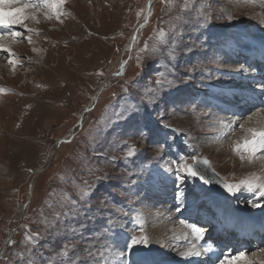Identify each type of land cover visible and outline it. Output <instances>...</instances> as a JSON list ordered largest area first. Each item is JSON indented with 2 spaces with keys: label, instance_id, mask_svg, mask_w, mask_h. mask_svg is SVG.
<instances>
[{
  "label": "rangeland",
  "instance_id": "374dc122",
  "mask_svg": "<svg viewBox=\"0 0 264 264\" xmlns=\"http://www.w3.org/2000/svg\"><path fill=\"white\" fill-rule=\"evenodd\" d=\"M149 2L65 0L55 11L47 7L26 10L29 18L24 24L33 29L31 33L20 25L2 30L20 32L21 36L0 40L4 46L11 41V58L18 61V72L12 76L13 64L7 61L10 57L0 52V121L10 130L3 131L0 125V264H128L121 248L128 236L141 235L133 222L138 214L159 264L205 263L204 256L182 257L183 250L173 254L182 243L178 240L182 220L187 221L181 223L184 227L189 222L203 225L210 221L223 228L219 223L222 217L231 227L261 221L264 228V207L248 205L247 200L257 197L246 190L232 197L211 190V198L228 209L222 208L223 213L214 219L195 208L175 212L172 181H167L166 188L160 186L164 169L175 168L172 161L178 159L177 152L186 157H206L215 172L230 183L256 175V169L248 164L250 154L240 153L245 157L241 161L240 154L233 151L249 137L223 142L231 140L250 115L264 109V89L260 93L263 99L253 100L260 92L257 74L264 78V60L255 53L264 48L260 47L264 44V0H210L211 23L205 30L183 29L176 69L179 90L173 87L157 104L170 125L165 131L172 147L162 151L133 135L123 121L117 123L116 114L130 105L129 96L138 100V92L144 91L150 80L156 87V61L167 57L144 53L143 64L138 67L136 57L145 42L150 48L157 45L160 29L171 39L172 28L181 23L177 17L200 11L209 0H192L190 12L182 11L186 0H151V15L145 21ZM31 14L37 20L31 19ZM227 14L233 17L231 23L225 18ZM185 46H193V50L186 52ZM123 61H127L123 75H116L122 71ZM181 73L190 78L185 81ZM41 75L46 76L43 83L37 81ZM37 83L40 85L35 87ZM234 120V130L224 127ZM127 146H134L138 155L125 158ZM112 157L116 163L107 162ZM187 162L192 161L189 158ZM105 173L110 179L97 195L118 179L131 189L127 195L115 190V198L123 202L128 214L99 239L92 232L96 225L89 223L81 239L68 225L78 229L84 214L61 224L55 219L56 213L64 211L61 203L66 194L76 195L73 180L83 186L84 181L91 184ZM187 183L191 186L192 182ZM99 204L94 199L93 207ZM116 207L108 205L110 210ZM167 210L179 223L170 226L176 228L174 235L155 240L153 231L166 224L157 213ZM27 235H38L39 239L28 240ZM209 238L210 230L205 240ZM185 239L190 247L191 241ZM248 246L243 250L244 261L264 264V244ZM63 252H67L66 257Z\"/></svg>",
  "mask_w": 264,
  "mask_h": 264
},
{
  "label": "snow or ice",
  "instance_id": "6c2138e0",
  "mask_svg": "<svg viewBox=\"0 0 264 264\" xmlns=\"http://www.w3.org/2000/svg\"><path fill=\"white\" fill-rule=\"evenodd\" d=\"M65 0H0V40H3L6 36H11L14 40L21 36L20 32L16 31H2L3 29H10L13 25H20L25 31L31 33L33 29H29L24 21L29 18L26 15V10L41 8H49L55 11L58 6L64 3ZM192 0H186L182 11L190 12ZM151 0L149 2L148 15L145 16L147 21L151 15ZM210 0L202 6L200 11H197L190 16L177 17L181 20V23L175 25L171 30V39H169V33L160 29L157 33L158 44L152 48L149 47L147 41L141 49V54L136 57L137 66L141 67L143 64V54L151 53L154 56L167 57V59H161L156 61V70L154 75L156 76L155 85L152 87L151 80L148 85L145 86L144 91L138 92L139 99H133L128 97L130 105L124 108L121 112L116 114V122L123 121L128 128L131 129L133 135L139 136L149 146L156 145L157 151H162L165 147L171 149L172 145L168 143V132L165 129H169L168 125L163 118L162 110L157 109V104L164 99V93L170 91L173 87L179 90V81L176 79L178 73L177 62L178 52L180 51L181 41L184 39L183 29L189 28L190 31L205 30L206 24L211 23L210 16ZM50 18V16H49ZM58 18V17H57ZM225 18L231 23L233 17L227 14ZM31 19L37 20L35 14H31ZM38 22V21H37ZM264 25V20L261 21ZM144 27V25H141ZM136 39V37H133ZM198 39V37H197ZM31 43V41L29 40ZM202 47V45H200ZM163 49V51L161 50ZM186 52H191L193 46H185ZM0 52L7 53L9 55V63L15 65L16 61L11 57L14 56L10 52V49L0 44ZM127 61H123L121 64L122 71L117 72L116 75H123V69L125 68ZM244 65H240V70H243ZM191 72V69H190ZM102 74V73H101ZM185 75V81L190 78V75ZM125 84H128L126 81ZM3 91V89H0ZM125 93L128 92L127 87L124 88ZM161 93V94H158ZM115 96V93H113ZM225 102H230L225 98ZM90 110V109H89ZM264 110V109H261ZM236 121H231L229 124H225L224 127L230 128ZM82 126V125H81ZM243 128L244 125L240 124ZM234 130V129H231ZM175 131V129H172ZM247 132L250 134L249 138H246L243 145L233 148L234 152L238 154L242 152L249 153V162L253 159L264 158L258 156L259 153L264 151V126L258 128H249ZM163 137V139H161ZM64 142L70 143V140ZM128 151L125 152V158L138 155V150L134 146H127ZM177 160L172 161L175 168L169 166L164 169L165 175L162 177L160 186L162 188L167 187V181L171 180L173 189L172 195L174 200V211L177 213H183L189 209L195 208L200 213L203 212L206 216L210 215L212 218H218L223 209L217 200L211 198V186L218 185L221 190V194L225 196H236L237 193L246 190L248 193L253 194L257 199L247 200V204L253 208L264 207V203L261 202L264 199V177L251 175L247 179H243L237 183H230L226 178H221L218 173L213 169L211 162L206 157H200L199 155H191L186 157L185 155L177 152ZM191 159V163L187 160ZM240 159H245L243 154H240ZM107 162L116 163L114 157L108 159ZM99 170V169H98ZM110 177L105 173L102 177H96V180L89 184L84 181L83 186L76 184L73 180L72 185L76 190V195L71 193L65 195L64 200L61 203V207L64 211L56 213L55 219L61 224L70 219H76L81 213L84 214L85 219L79 221V228L77 229L73 225L68 227L76 234L81 235L88 229L89 223L96 225L92 229L94 237L99 239L104 236L117 222L121 216H126L128 213L122 207L123 202L118 201L115 198V190L119 189L122 193L127 195L128 189L118 179L115 184H108L107 190L97 195V192L109 181ZM188 181H191V186L188 185ZM103 182V183H102ZM135 184L136 181H130ZM207 186V187H206ZM199 188V191L197 190ZM158 190V189H157ZM133 195L138 193L133 192ZM99 200L100 204L97 207H93V201ZM112 203L117 207L116 209H108V205ZM133 222L136 223L141 235H130L125 240L121 248L122 256L129 258L128 264H159L155 258L154 250L151 247V242L146 234L143 221L140 219L139 214L133 217ZM181 223H187L186 220H182ZM190 228L195 233L197 239L204 240V244L200 250L193 252H182L180 255L184 258L189 256H206L205 264H250V262L244 261L245 253L243 251L235 252L230 246L226 248H220L219 244L209 238L205 240V236L208 235L209 230H216L215 226L209 223L201 225L199 222L191 224ZM98 234V236L96 235ZM28 240H38V235H27ZM86 251L91 252L88 247ZM63 255L67 256V252H63ZM215 256V260L212 257Z\"/></svg>",
  "mask_w": 264,
  "mask_h": 264
},
{
  "label": "bare ground",
  "instance_id": "6f19581e",
  "mask_svg": "<svg viewBox=\"0 0 264 264\" xmlns=\"http://www.w3.org/2000/svg\"><path fill=\"white\" fill-rule=\"evenodd\" d=\"M5 30V29H4ZM12 39V38H11ZM10 40V39H9ZM14 40H12V42H13ZM1 42V41H0ZM4 42V41H3ZM7 42H8V44L7 45H5L8 49H10V52H11V46H12V43H11V41H8L7 40ZM260 47H264V44L262 45V46H260ZM36 50V49H35ZM36 52V51H35ZM12 53V52H11ZM256 54H263V56H264V48H262V49H260V51H257V52H255ZM254 55V54H253ZM47 59H48V57L46 56L45 58H44V60H43V63H42V67L44 66V65H46V62H47ZM13 60H15V58L13 59ZM7 61H9V58L7 59ZM16 61V60H15ZM16 63H18V61H16ZM16 63H15V65H11L12 67H11V69H10V71H12L11 73H16V72H18V71H15L16 70ZM43 69V68H42ZM40 71V70H39ZM14 73V75L13 74H11L12 76H16V74ZM39 76V75H38ZM37 76V77H38ZM42 76V78H40V80H37L38 82H40V83H43V77H46V76H44V75H41ZM40 77V76H39ZM12 78V77H11ZM43 80V81H42ZM47 81V80H46ZM35 83V82H34ZM46 84H48V83H46ZM40 84H36L35 85V87H37V86H39ZM42 85V84H41ZM41 87V86H40ZM39 87V88H40ZM4 121H0V125H1V128L3 129V131H10V130H8L5 126V124L3 123ZM244 127L243 128H240V129H238L237 130V133L234 135V137L231 139V140H229V141H227V142H223V144L224 143H229L230 141H235L236 139H239L240 137H244L245 138V136H247V137H249V133L247 132V129H249V128H258V127H261V126H264V110H261V109H258L257 111H255L254 113H253V115H250V117H248L246 120H245V122H244ZM233 126V125H232ZM228 129V128H227ZM230 129V128H229ZM232 137V136H231ZM239 141V140H238ZM2 142V141H1ZM1 144H4V143H1ZM220 144H222V143H220ZM232 144V143H231ZM220 154V153H219ZM264 151L262 152V155L260 156V157H264ZM221 155V154H220ZM232 156H235V155H233L232 154ZM237 161V160H236ZM248 164H250L254 169H256V175L257 176H260V177H264V158H258V159H255L254 161H251V162H249ZM2 178V177H1ZM3 180H2V184H5L6 182L4 181V179L5 178H2ZM167 192V191H166ZM169 204V203H168ZM168 204H166L167 205V207H169L170 206V204L168 205ZM220 206H221V208H224V209H227V208H225V206L224 205H221L220 204ZM228 210V209H227ZM230 212V211H229ZM233 212V211H232ZM162 215L161 217L162 218H164V221H166V224L165 225H161V226H158L154 231H153V233L152 234H154V239L155 240H159V241H163V238L165 237V236H167V235H170V237H171V235H174V233H175V230H176V228L174 227L173 229H171V225L173 226V224L175 223L176 225H177V223H179L178 221H177V219H176V217H175V215L173 214V212L172 211H170L169 212V210H167V211H165V212H163V211H159V213H157V215ZM189 216V215H188ZM190 217V216H189ZM240 220V219H239ZM177 221V222H176ZM195 223V222H194ZM192 223L191 222H189V226H187L186 225V227H184L185 225L184 224H181L180 223V228H182L180 231H179V229L180 228H178L177 229V231H179V241H181L182 243H180L179 245H177L178 247H176V249H175V251H174V253L173 254H175V253H177V251H182V252H190V251H192V249L193 248H195L196 249V247H197V245L198 244H200L201 246L204 244V240H200V239H197V237H196V235H195V233L194 232H192V230H191V228H190V225H191ZM171 229V230H170ZM175 229V230H174ZM189 230V231H188ZM177 234V233H176ZM177 237V236H176ZM166 238V237H165ZM174 238V237H173ZM185 238H189V240L191 241V243L194 245V246H192V244H190L191 246L190 247H188L189 245V243H187L186 241V239ZM172 240V239H171ZM168 241H169V239H168ZM189 242V241H188ZM162 243V242H161ZM201 246H200V248H201ZM175 248V247H174ZM198 248V250H200V248L199 247H197ZM185 249V250H184ZM194 249V250H195ZM263 252H264V250H263ZM256 257H258V256H256ZM262 257H263V259H264V255H262ZM259 259H257V261H258ZM119 261V260H118ZM256 261V260H255ZM114 262V261H113ZM257 263V262H256ZM122 264V263H121ZM123 264H127V263H123ZM160 264H165V263H160Z\"/></svg>",
  "mask_w": 264,
  "mask_h": 264
},
{
  "label": "water",
  "instance_id": "95a60500",
  "mask_svg": "<svg viewBox=\"0 0 264 264\" xmlns=\"http://www.w3.org/2000/svg\"><path fill=\"white\" fill-rule=\"evenodd\" d=\"M64 141H66V139L64 140ZM217 173V172H216ZM211 189H213L215 192H217V193H220L221 194V190L219 189V186L218 185H212L211 186ZM13 236V235H12ZM11 236V237H12Z\"/></svg>",
  "mask_w": 264,
  "mask_h": 264
},
{
  "label": "trees",
  "instance_id": "16d2710c",
  "mask_svg": "<svg viewBox=\"0 0 264 264\" xmlns=\"http://www.w3.org/2000/svg\"><path fill=\"white\" fill-rule=\"evenodd\" d=\"M63 256H65V255H63ZM63 256H62V257H63ZM62 257H61V258H62ZM65 257H66V256H65Z\"/></svg>",
  "mask_w": 264,
  "mask_h": 264
}]
</instances>
